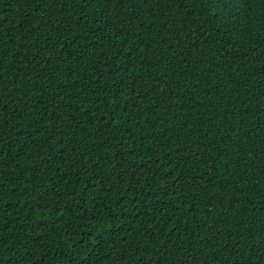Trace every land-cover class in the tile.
<instances>
[{
  "label": "trees",
  "instance_id": "trees-1",
  "mask_svg": "<svg viewBox=\"0 0 264 264\" xmlns=\"http://www.w3.org/2000/svg\"><path fill=\"white\" fill-rule=\"evenodd\" d=\"M0 264H264V0H0Z\"/></svg>",
  "mask_w": 264,
  "mask_h": 264
}]
</instances>
